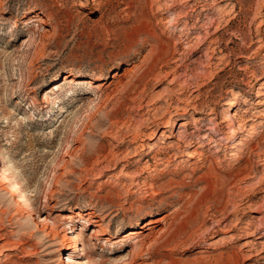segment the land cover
Segmentation results:
<instances>
[{"label": "rangeland", "instance_id": "obj_1", "mask_svg": "<svg viewBox=\"0 0 264 264\" xmlns=\"http://www.w3.org/2000/svg\"><path fill=\"white\" fill-rule=\"evenodd\" d=\"M0 173V264H264V0H0Z\"/></svg>", "mask_w": 264, "mask_h": 264}, {"label": "bare ground", "instance_id": "obj_2", "mask_svg": "<svg viewBox=\"0 0 264 264\" xmlns=\"http://www.w3.org/2000/svg\"><path fill=\"white\" fill-rule=\"evenodd\" d=\"M98 86H100V85H98ZM235 97H237V96H235ZM147 146H150L149 148H153V146L152 145H149V144H147ZM146 148H148V147H146ZM6 169V168H5ZM7 170V169H6ZM6 170L4 171V169H3V171L5 172V173H7L6 172ZM8 171V170H7ZM4 172L2 173V175L4 174ZM1 174V173H0ZM1 175V176H2ZM5 176H7L6 174H5ZM8 177H9V175H8ZM4 178V177H3ZM6 179H7V177H6ZM12 179V178H11ZM8 182H10V180L8 181ZM12 183H14V182H12ZM15 184V183H14ZM11 186V185H10ZM14 187V186H13ZM16 188V187H15ZM12 193V192H11ZM14 194V193H13ZM18 195V194H17ZM23 197V196H22ZM21 197V198H22ZM20 201V200H19ZM88 221H90L91 223L93 222H98V220H96V221H94L92 218H90V217H88V218H86ZM160 221V220H159ZM159 221H152V222H147L146 224H144L143 225V232L145 231H149V232H154L155 230H156V228L158 227V225L160 224L159 223ZM159 223V224H158ZM143 232L142 231H133V232H131V234L134 236L133 238L135 239V238H138L139 236H141V234H143ZM148 232V233H149ZM71 233H73L72 232V230H71ZM76 236L74 235V234H72V235H70L69 236V239L71 240V242H72V244L73 245H70V246H67L66 248H65V251L66 250H68V252H71L72 254H71V256H73L74 255V251L76 250ZM133 239V240H134ZM70 261V263H75L76 262V260L74 259V258H72L71 260H69Z\"/></svg>", "mask_w": 264, "mask_h": 264}]
</instances>
